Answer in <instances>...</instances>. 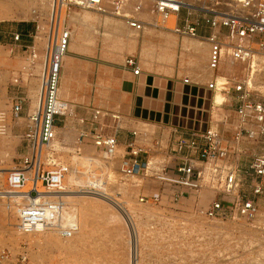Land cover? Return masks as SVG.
Segmentation results:
<instances>
[{"label": "rangeland", "instance_id": "1", "mask_svg": "<svg viewBox=\"0 0 264 264\" xmlns=\"http://www.w3.org/2000/svg\"><path fill=\"white\" fill-rule=\"evenodd\" d=\"M7 1L15 4L19 0ZM24 1L27 6L24 11L13 9L8 18L0 15V112L5 114L7 124L4 134L0 135V193L9 192L5 184L6 174L8 170L20 164L21 157L27 150L22 137L25 119L27 111H32L34 99L38 97V76L42 66L43 50L47 44L44 34L50 12V0ZM136 2L138 0H126L123 14L119 15L109 11V14H102L95 9H76L69 17L68 24L73 18H81L83 21L87 16L94 21L88 27L81 28L85 38V50L81 53L68 50L63 57L59 94L70 103V115L57 122L56 136L44 151L45 155L56 151L54 154L63 166L69 167V173L63 179V186L67 192L88 191V194L107 197L106 199L112 200L123 209L130 223L129 220L121 219L116 209L107 202L80 195V198H61L63 201L61 211L68 213V217L71 215L70 219H62L64 222L62 225L72 227L69 235L64 236L61 232L49 228L35 234H19L15 228L16 212L14 206H10L17 200L5 198L0 194V250L8 254L6 261L1 260L0 264H130V237L133 231L136 236L137 252L133 260L135 264H264L263 231L247 226L243 220L234 221L231 218L210 220L200 213L215 197L213 187L202 186L190 196L174 199L170 188L158 187L155 181L142 176H123L119 171L121 156L116 155L107 160L99 157L89 141L78 144L80 131L89 129V124L80 123L79 119L89 118L94 109H100L105 114L100 121L106 127V131L112 130L115 126L109 116L113 111L111 106L103 105L99 101L102 100L99 86L102 81L98 80V73L106 66L131 72L132 67L126 66L124 61L132 57L140 69L170 74L177 66L181 71L192 69L197 76L203 74L197 71L193 53L188 50L182 52L180 47L182 44L190 46L194 42L204 41L178 36L165 29L161 23V27H157L155 18L150 13L149 2L139 1L143 7L140 14L134 12ZM103 6L107 9L112 8L109 1H104ZM129 15L137 16L143 21L146 18L144 30L138 33L129 27L128 29L122 17ZM116 22H121L130 32L138 33L139 37L148 36L150 41L145 47L150 51L152 59L156 58L159 52L157 44L161 39L168 42L176 40L174 41L176 46L168 52L170 61L160 63L153 60L150 63H141L138 56L141 47L134 51L129 45V39L124 42L122 50L124 57H116L113 53L117 52L118 41L115 36L110 35V25ZM152 24L153 27L150 26ZM73 30L74 27L71 26L72 33ZM17 33L21 36L15 41L14 36ZM30 45L34 47V58L30 56V50L27 48ZM73 58L78 62L76 76L71 72L74 66L67 62L68 59L71 62ZM207 59L208 54L204 63L206 69L210 71L207 68ZM30 63L34 64L29 68L32 77L24 78L23 80L28 83L17 89L12 84V79L22 74L23 69L29 67ZM244 67L242 64L234 63V68L228 73L220 70L214 74L210 71V75L207 73V76L209 79L216 76L218 80L225 81L228 74H234L236 77L237 74L243 73ZM66 68H70L68 72ZM72 79L78 82L75 102L70 99L72 91L69 82ZM256 79L264 84V72L258 73ZM17 91L21 92L20 95L24 97L25 102L20 117L14 118L11 116L10 107L11 98ZM225 100L227 98L219 94L214 97L211 117H218V106ZM128 106V102L120 104L112 112L116 114L117 111L121 115L122 119L117 125L123 128L126 127L124 124L128 113L122 111ZM237 123L235 118V124ZM136 132L141 142H148L146 134L137 130ZM164 143L162 141L163 146L166 145ZM82 156L97 158L96 161H92L96 167L90 169L91 166L83 162ZM162 158L161 153L153 155L150 158V165L155 167ZM152 195H157L159 200L154 201ZM142 198L144 199L141 200ZM99 200L101 202H98ZM263 203L264 199H261L257 212V220L262 226H264Z\"/></svg>", "mask_w": 264, "mask_h": 264}, {"label": "built area", "instance_id": "2", "mask_svg": "<svg viewBox=\"0 0 264 264\" xmlns=\"http://www.w3.org/2000/svg\"><path fill=\"white\" fill-rule=\"evenodd\" d=\"M104 1H109L112 8H105ZM139 1L134 11L143 9ZM146 1L166 29L208 43L209 69L218 70L225 48L230 50L234 61L245 65L243 73L228 76L220 85L216 76L207 83L213 96L217 91L227 94L233 102L238 123L234 124L229 139L214 128L212 122L205 120L184 133L174 128V136L165 146L159 138L146 146L132 140L123 148L120 173L142 176L155 181L158 187L170 188L174 199L190 196L202 186H211L215 189V197L201 214L210 220L242 219L251 224L257 217L259 201L264 199V84L256 79L258 73L264 72V0ZM125 5L126 0H52L37 105L31 112L27 111L22 136L27 150L20 164L8 170L5 178L7 190L17 195V201L10 206H14L16 212L15 228L22 233L44 227L66 236L72 230V227L62 225L64 222L59 218L63 201L57 193H60L66 168L55 156L56 151L44 154L45 147L56 136L57 122L66 116L67 103L58 96V87L63 56L70 43V9L95 8L119 15L123 14ZM125 19L129 27L137 31L146 24L134 16ZM201 27H205L208 33L203 34ZM20 36L15 34L14 40L18 41ZM27 48L34 58L33 45ZM125 65L132 67L133 74H139L134 58H126ZM183 81L188 83V78ZM12 84L17 89L25 85L22 74L13 78ZM20 93L17 91L11 98L10 113L14 118H19L23 111L25 100ZM225 103L226 100L219 107ZM103 116L100 109H94L89 118L79 119L80 123L89 124V129L80 131L78 144L89 141L100 155L113 157L119 146L117 132L121 127L117 125L118 114H109L115 123L111 133L100 121ZM6 127L5 114L0 112V135L4 134ZM131 135L135 137L138 133L132 131ZM158 153L163 158L152 167L150 158ZM152 199L159 200L157 195H152ZM47 210L51 211L49 216ZM7 258L8 254L0 250V261L5 262Z\"/></svg>", "mask_w": 264, "mask_h": 264}, {"label": "crops", "instance_id": "3", "mask_svg": "<svg viewBox=\"0 0 264 264\" xmlns=\"http://www.w3.org/2000/svg\"><path fill=\"white\" fill-rule=\"evenodd\" d=\"M200 30L203 34L208 33L205 27H201ZM202 41L206 42L203 39ZM73 59L71 62L68 59L67 62L71 63L72 67L74 66V70L72 69L71 72L76 76L75 69L78 62L76 58ZM69 69L66 68V71L68 72ZM232 75L234 74L227 76ZM208 77L197 76L192 69L181 71L177 66L173 68L170 74L140 69L137 75L133 74L132 71L128 72L106 66L104 70L98 73V80L101 79L102 81L99 84L102 92L100 103L111 106L112 112L120 104L129 103L128 108L122 111L128 113V116L125 117L124 125L126 127L120 126L121 128L117 132L119 146L123 149L132 140L136 144L147 145L157 138L167 144L174 136L172 132L174 128H178L184 133L186 129L198 127V122L205 120L212 122L211 125L219 130L226 139H229L235 124L233 102L230 101L229 97H226L225 105L218 106V117L212 118L213 104L211 100L213 92L207 88V83L214 76L211 79ZM184 78H188V83L183 81ZM77 85L78 82L75 79L69 82L72 91L70 99L73 102L77 98L75 95ZM115 113L119 114L117 111ZM110 119L114 123L111 117ZM135 129L146 134L148 142H141L138 135L133 137L131 132L136 131ZM107 131L111 133L113 129ZM247 182L249 181L247 180Z\"/></svg>", "mask_w": 264, "mask_h": 264}, {"label": "bare ground", "instance_id": "4", "mask_svg": "<svg viewBox=\"0 0 264 264\" xmlns=\"http://www.w3.org/2000/svg\"><path fill=\"white\" fill-rule=\"evenodd\" d=\"M40 1H42V0H40ZM141 1H146V0H141ZM41 5H42V3H41ZM51 5H52V0H50V12H51ZM26 1H24V0H19V1H17L15 4H12V3H10V2H8L7 0H0V15H3V16H5L6 18H8V17H10V13L12 12V10L13 9H17V10H21V11H24L25 9H26ZM76 9H80V10H82V9H95V8H82V7H78V8H71L70 9V13H69V16H68V20H69V17L72 15V14H74L75 12H74V10H76ZM97 12H100V11H98L97 9H95ZM140 11H142V10H140ZM140 11H134L136 14H140ZM50 12H49V15H50ZM100 13H102V14H109L108 12H100ZM150 13L153 15V17L155 18V22H156V25H157V27H161V25H160V23L158 22V18L151 12V10H150ZM49 15H48V19H47V25H46V32H45V37H46V40H48V37H47V35H48V31H49ZM129 16H133V15H129ZM125 17L126 16H123L122 18L125 20V22H124V24L126 25V27L128 28L129 27V25L127 24V22H126V19H125ZM135 17V16H134ZM136 18H138L137 16H136ZM81 18H73V19H71L70 21H69V25L71 24V26H73L74 27V30H73V33L70 31V43H69V47H68V50H70V51H75V52H77V53H81V52H83L84 50H85V45H84V40H85V38H84V36H83V32L81 31V28H82V26L84 27H88L89 25H91V23H93V21H94V19L93 18H91L90 16H87V17H85L84 18V20L82 21V20H80ZM145 19V21H147L146 20V18H144ZM170 20H173V18H171ZM170 20H169V22H170ZM145 25L146 24H144V27H145ZM150 26H154L153 24L152 25H150ZM110 27H111V32H110V35H112V36H115L116 37V39H117V52L116 53H113V54H115L116 55V57H120L121 58V56L122 57H124V55L122 54V50H123V48H124V46H125V41L126 40H128V42H129V45L131 46V48H133L134 49V51H137L138 49H139V47H141V49H140V51H139V53H138V56H139V58H140V62L141 63H150L151 61H153V60H156V61H158V62H160V63H166V62H169L170 61V59H171V57L168 55V52H170L171 51V49L173 48V47H175L176 46V42H174V41H176V40H173L172 42H168V41H166L165 39H161V41H160V43L159 44H157L158 46V49H159V52H158V54H156V58H151V53H150V51L149 50H147L146 48L147 47H145V46H148V44L147 43H149V41H150V39L148 38V36H145V35H141V37H139V31H137V30H134V29H132V28H130V29H132V30H134V32H138V33H132V32H130L128 29H126L124 26H123V24L121 23V22H116V23H114L112 26L110 25ZM165 28V27H164ZM37 29H38V32H39V29H40V27L38 26L37 27ZM143 29V28H142ZM141 29V30H142ZM166 29V28H165ZM140 30V31H141ZM144 30V29H143ZM168 31H171L170 29H167ZM172 32V31H171ZM172 33H174V32H172ZM72 34H73V36H72ZM174 34H176V33H174ZM109 35V36H110ZM176 35H178V34H176ZM178 36H180V35H178ZM183 37H188V38H191V39H201V38H192V37H190V36H183ZM140 38L142 39L141 40V44H140ZM125 39V40H124ZM174 39V38H173ZM207 43V42H206ZM206 43H204V42H194L192 45H190V46H187V45H185V44H182L181 45V47H180V49H181V51L182 52H184V51H191L193 54V59H194V64L196 65V68H197V71H199L198 73H203V74H200V76H207V73H208V75H210V71L212 72V73H216V72H219L220 70H223L224 72H226V73H228L232 68H234V63H238V64H241V63H239V62H237V61H234L232 58H231V56H230V50L228 49V48H225L223 51H222V58H221V62H220V64H219V67H218V70L217 71H213V70H211V69H209V67L207 66V68L210 70V71H208L207 69H206V66H205V60H206V55L208 54L207 53V45H208V43L206 44ZM140 45V46H139ZM136 53V52H135ZM67 54V53H66ZM66 54L63 56V57H65L66 56ZM43 55H44V50H43ZM67 59V58H66ZM42 60H43V56H42ZM42 60H41V64H42ZM125 61H126V59H125ZM125 61H124V63H125ZM155 61V62H156ZM33 63H30V66L29 67H26L25 69H23V71L25 72H23L22 73V77H23V79L24 78H30V77H32V75H30V69L29 68H32V66L34 65H32ZM63 64V63H62ZM164 66V65H163ZM222 66V67H221ZM137 68H139V66L137 65ZM217 79V78H216ZM38 81H39V76H38ZM226 81V80H225ZM25 83H28L26 80L24 81ZM224 81H222V80H218L217 79V83H218V85H220V84H222ZM60 83H61V80H60ZM39 90V89H38ZM59 90H60V85H59V87H58V96L60 97V94H59ZM39 92V91H38ZM217 94H219V95H222L223 96V98H226L227 97V94L226 93H222V92H220V91H217L215 94H214V96H213V102H214V97L217 95ZM61 98V97H60ZM35 101L32 103V105H31V110H33L35 107H36V105H37V100H38V97H37V99H34ZM64 100V99H63ZM66 103H67V109H66V111H65V115L66 116H68V115H70V103L68 102V101H66V100H64ZM30 111V110H29ZM104 114V113H103ZM112 114H114V113H112ZM105 115V114H104ZM213 118V117H212ZM122 118H121V116H119L118 115V122H117V124L119 123V121L121 120ZM113 120V119H112ZM53 141V140H52ZM51 141V142H52ZM51 144V143H50ZM49 144V145H50ZM49 145H47L46 147H45V149L47 148V147H49ZM121 148V149H120ZM45 149H44V151H45ZM119 152H121V154H119L120 156L123 154V149H122V147H120V146H118L117 147V150H116V152H115V156L116 155H118V153ZM98 153V152H97ZM89 155V154H88ZM98 155H99V157H101V158H105V159H107V160H109V159H112L113 157H115V156H113V157H105V156H103V155H100L99 153H98ZM81 159L83 160V162H85V163H87L88 165H90L89 167H90V169H94L96 166H95V163H93L92 161H96L97 160V158H94V157H90V156H82L81 157ZM82 163V162H81ZM119 166H120V163H119ZM66 168V172L64 173V175H63V178H62V187H61V190H60V193H57V195L60 197V198H66V199H72V198H80L79 196L81 195H84L83 197H86V196H90L89 198L90 199H92V200H94V199H96L97 200V198L98 199H100V200H103V203H104V201L105 202H107L110 206H113L115 209H116V211L119 213V217L121 218V219H123V220H129V223H130V219H129V217H128V215L123 211V209L120 207V206H118L117 204H115L114 202H112V200L110 201V200H108V199H106L107 197H104V196H99L98 194H94L93 192V194H88V191L87 192H80V193H72V192H67L66 191V188L63 186V179H64V176L65 175H67L68 173H69V171H68V168L69 167H65ZM86 168V167H85ZM120 171V170H119ZM88 176V175H87ZM123 176H125V175H123ZM125 177H134V176H125ZM89 191H93V190H89ZM0 194H2V195H4L5 196V198H10V199H16L17 200V195L16 194H12V193H10V192H3V193H0ZM110 198V197H109ZM98 201V202H101V201ZM114 201V200H113ZM107 204V205H108ZM91 209V208H90ZM62 210V209H61ZM64 211V210H63ZM50 212V210H47V212H46V215H50L51 213H49ZM61 213V215H60V217L59 218H61V219H65V220H67L68 218L70 219V216L68 217L67 215H68V213H64V212H60ZM74 215V214H73ZM116 216V215H115ZM113 217V216H112ZM117 217V216H116ZM205 217V216H204ZM67 218V219H66ZM116 219H118V217L116 218ZM121 219H120V221H121ZM208 219V218H207ZM119 220V219H118ZM242 220V219H241ZM244 221V220H243ZM125 222V221H124ZM245 222V221H244ZM246 223V222H245ZM126 224V223H125ZM247 224V223H246ZM132 225V224H131ZM260 225H261V227H260ZM247 226H249V227H251V228H253V229H256V230H260V231H263L264 232V226H262V224H259V221L257 220V217L255 218V221L253 222V223H251V224H247ZM74 228H76V227H74ZM132 228V227H131ZM46 228H38V229H36V230H34V231H32V232H30V233H22V232H20L19 230H17L18 231V233L19 234H35V233H37V232H43L44 230H45ZM135 233H134V231L133 232H131V244H130V248H131V257H130V264H133L134 263V261L133 260H135V256H136V251H135V244H136V242H135ZM135 264V263H134Z\"/></svg>", "mask_w": 264, "mask_h": 264}]
</instances>
